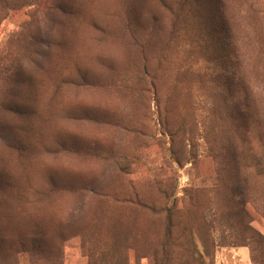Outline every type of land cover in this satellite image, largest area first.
<instances>
[{
  "label": "rangeland",
  "instance_id": "rangeland-1",
  "mask_svg": "<svg viewBox=\"0 0 264 264\" xmlns=\"http://www.w3.org/2000/svg\"><path fill=\"white\" fill-rule=\"evenodd\" d=\"M256 232L264 0H0V264H264Z\"/></svg>",
  "mask_w": 264,
  "mask_h": 264
},
{
  "label": "trees",
  "instance_id": "trees-1",
  "mask_svg": "<svg viewBox=\"0 0 264 264\" xmlns=\"http://www.w3.org/2000/svg\"><path fill=\"white\" fill-rule=\"evenodd\" d=\"M138 203L142 204L140 201H138ZM256 236L261 239L260 241L261 242H264V237H262V235L258 234L256 232ZM251 237L254 238L255 237V234H251ZM163 247H164V256L161 258L160 261L157 262V264H164L165 262L169 261L170 260V255H169V247H170V240H166L163 242ZM205 245V244H204ZM253 259V258H252Z\"/></svg>",
  "mask_w": 264,
  "mask_h": 264
}]
</instances>
